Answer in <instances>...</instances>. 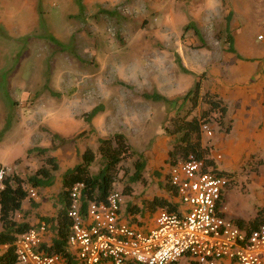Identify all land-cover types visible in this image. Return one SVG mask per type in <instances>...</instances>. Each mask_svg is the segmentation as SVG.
I'll list each match as a JSON object with an SVG mask.
<instances>
[{"label": "rangeland", "instance_id": "rangeland-1", "mask_svg": "<svg viewBox=\"0 0 264 264\" xmlns=\"http://www.w3.org/2000/svg\"><path fill=\"white\" fill-rule=\"evenodd\" d=\"M161 1L146 6L140 0H124L114 7L95 3L91 8L82 0H0L2 165L17 157L15 164H20L33 147L48 148L46 155L54 156L58 170L63 171L80 160L85 148L95 151L98 137L121 133L146 161L144 182L130 184V193H122L123 205L141 206L153 197L168 198L165 156L175 138L166 135L162 127L170 125L180 101L169 105L144 99L142 94L172 89L173 93L161 95L173 99L188 92L201 79L214 87L211 69L215 72L223 69L229 74L232 68L227 69L228 63L224 62L227 51L222 46L227 33L198 31V22L185 14L172 28L161 30L158 28L162 24L161 7L172 3ZM228 1L232 3L229 7ZM255 1L222 0L229 10H238L235 14L238 26L231 35L240 55L245 48L264 47V39H257L259 35L264 37V27L248 21L253 16L247 6ZM205 43L206 50L199 51ZM180 52L187 54L184 66L191 72L181 68ZM241 59L244 62L240 65L254 61L246 54ZM196 62L201 65L200 70L194 67ZM235 71L241 74L244 69L237 65ZM204 94L199 91L200 97ZM222 104L232 106L231 102ZM99 105L103 111L86 121L85 115ZM189 105L186 102L179 111L183 114L190 109ZM203 106L200 102L189 117L198 116ZM211 120L214 133L210 143L215 145L225 128L214 116ZM224 123H229L227 116ZM53 135L58 137L52 138ZM214 152H219L216 146ZM29 156L40 166V157L35 152ZM251 159L254 164L250 170L249 165L245 166L250 172L245 173L244 186L239 181L237 187L235 182L234 188L227 190L225 202L228 214L249 215L250 219L264 205V192L259 196L260 207L247 185L263 183L264 155L256 152ZM101 166L102 160L96 154L90 173L96 174ZM132 172V160L122 161L114 189L122 192L129 185ZM28 174L24 178L20 173L14 175L25 179ZM57 191L52 186L41 195L49 198Z\"/></svg>", "mask_w": 264, "mask_h": 264}, {"label": "built area", "instance_id": "built-area-1", "mask_svg": "<svg viewBox=\"0 0 264 264\" xmlns=\"http://www.w3.org/2000/svg\"><path fill=\"white\" fill-rule=\"evenodd\" d=\"M199 132L203 158L190 154L167 168V183L180 204L178 211L158 210L154 227L140 231L121 218V191L113 189L100 200H85L83 185L77 183L69 191L66 212L70 221L67 256L47 251L54 234L42 220L17 235L18 263L178 264L188 257L194 264H264V223L245 229L222 216L223 193L235 179L220 175L211 163L221 159L220 154L210 153L211 122L201 123ZM7 174L1 166L0 189ZM26 190L28 197L36 196L35 189L27 186Z\"/></svg>", "mask_w": 264, "mask_h": 264}, {"label": "crops", "instance_id": "crops-1", "mask_svg": "<svg viewBox=\"0 0 264 264\" xmlns=\"http://www.w3.org/2000/svg\"><path fill=\"white\" fill-rule=\"evenodd\" d=\"M85 5H89V7H93V4H105L108 7H114L115 5L123 2L124 0H82ZM146 6H152V4L161 3V0H140ZM172 3L167 4V6L161 7L160 13H162V24L158 26L161 30H168L172 28L176 22L182 20V16L185 14L193 21L198 22L199 30L205 32L212 31H221L224 32L227 36H229L232 40V46L234 52H229V39L225 38V45L222 47L226 49V55L224 58L227 60L224 61L228 63L227 69L232 68V71L223 72V69L215 70L211 69L212 76L215 79L213 82L214 87L208 86L205 84L204 79L199 81L200 83V94L210 93L216 95L222 102H231V107H226V115L229 118V130H224V134H221L220 140L218 142V138L216 139L215 145L210 143V149L212 154H220L221 159L213 160L211 163L213 166L222 172L226 173H235L234 179L237 183L236 186H239L240 182L242 183V187L244 186V182H246V165H249V170L253 167L251 156L258 152L261 155H264V47L259 50H254L252 48H245L240 55L239 52L236 51L235 39L232 37L231 33L232 29H235L238 26V22L236 20L235 14L238 11L236 8V12L234 10H229L224 6L222 0H171ZM229 5H232L231 1H228ZM95 4V5H96ZM253 19H249L248 21H253L259 27H264V0H256L255 3L249 4L247 6ZM234 9V8H233ZM247 9V10H248ZM186 22V20H185ZM228 24V26H227ZM229 27V28H228ZM234 27V28H231ZM157 28V27H156ZM155 29V28H154ZM200 33V32H199ZM197 36H200L198 34ZM264 39V37H263ZM262 39V40H263ZM205 45V46H204ZM204 47L199 48L198 50H206L207 43L203 44ZM249 56L250 58H254V61L249 62V65H240L244 61L241 57ZM179 59L181 68H183L186 72H191L189 69L184 66L185 58L187 54L179 53ZM223 58V57H221ZM210 63V61H207ZM253 64V65H252ZM237 65L242 69L243 72L241 74L236 73ZM196 62L197 70H200L202 67ZM222 68H224L222 66ZM233 74V75H232ZM229 77H232L229 80ZM199 79V78H198ZM176 87V86H175ZM164 88V87H162ZM206 88V90H205ZM169 92V93H168ZM161 94H171V91H165V93ZM181 95V94H179ZM177 96V95H176ZM98 115V114H97ZM225 120V119H224ZM232 134V135H231ZM236 134V136L234 135ZM175 141V140H174ZM211 142V141H210ZM219 149V152H214V147ZM223 152H222V147ZM171 148H168V151ZM167 151V152H168ZM167 152L165 159L167 157ZM19 159V157L14 158L8 165L0 166L5 167L8 172H13L14 174H21V177H25V173L29 172L28 176L33 174L34 171L38 168L37 160L35 158L27 157V154L23 161L16 165L15 162ZM221 165H220V164ZM73 167V166H72ZM70 167V168H72ZM146 167V166H145ZM244 167V168H243ZM27 168V170H26ZM69 169V168H67ZM67 169L60 171L57 170L54 172V184L53 187H57V194L61 190V177L64 171ZM26 170V171H25ZM25 171V172H24ZM32 171V172H31ZM59 171V172H58ZM245 171V172H244ZM10 174V173H9ZM18 176V175H17ZM144 177V176H143ZM252 177V174L249 175V179ZM240 181V182H239ZM263 183L247 184L250 189L254 192V197L257 198V205H259L260 194L264 192V180ZM55 185V186H54ZM51 186V187H52ZM235 186V187H236ZM49 188L36 189V196L31 198L32 201H29L28 197L21 204V209L15 213L14 219L18 223H27L28 225H36L40 221V217H52L55 213V207L53 206L54 196L42 197L41 193L47 192ZM59 187V188H58ZM234 187H230L227 190L233 189ZM225 190L222 197V216L228 220L235 222L242 228H252L250 223L252 220L259 214L258 209H256V216L252 219L246 217H237L227 213L226 208V196L228 191ZM167 196L166 199L168 202L176 205V210L180 209V204L177 199L171 195L170 187L168 185L167 188ZM253 194V193H252ZM45 202H47V205ZM32 203L36 204V207H32ZM133 205V204H132ZM132 205H123L121 206V218L126 221L132 227L140 230L147 231L148 229H152L154 227V219L156 216V211H144L141 206H136V212H129L128 207ZM255 206V204H254ZM260 207L262 205H259ZM264 205L260 208L262 209ZM51 209V211L49 210ZM254 209V207H253ZM136 209H134L135 211ZM253 213V212H252ZM261 217H263V211L260 212ZM3 231L2 225L0 223V233ZM54 235L49 237L50 245H52ZM6 249L5 245H0V254H2ZM225 264H229L228 261H224ZM178 264H194L188 257H183L179 260Z\"/></svg>", "mask_w": 264, "mask_h": 264}, {"label": "trees", "instance_id": "trees-1", "mask_svg": "<svg viewBox=\"0 0 264 264\" xmlns=\"http://www.w3.org/2000/svg\"><path fill=\"white\" fill-rule=\"evenodd\" d=\"M197 34V32H196ZM228 51L234 52L232 40L229 36ZM183 69V68H182ZM183 71H185L183 69ZM200 83L195 82L194 86L188 92L175 96L173 99L154 92L151 95L142 94V98H151L153 101L166 102L169 105L178 104V110L171 118L170 125L162 127L166 135L175 138L174 144L167 152L165 164L171 166L179 160L187 158L192 154L196 158L201 159L205 154L202 147L199 126L203 122H211V118H216L225 130H229V125L224 123L226 115V107L222 101L214 94L205 93L199 96ZM203 103L198 116H191L190 111L195 109L198 104ZM189 102L190 109L183 114L179 111L181 106ZM102 107L96 106L90 110L85 116V120L89 121L97 114L101 113ZM58 137L53 135L52 138ZM48 148L33 147L28 149V154L35 152L40 157V166L25 179H22L14 174H7L2 179L3 187L0 189V223L3 231L0 233V245H5V251L0 254V264H19L15 253V240L17 235L26 231L30 225L27 223H18L14 219V215L21 209V204L28 198L26 186L33 189L49 188L54 184V172L59 169L54 156L46 155ZM98 154L102 160V166L96 174L90 173V165L94 161L95 155ZM132 160L133 172L130 175L129 185L123 187L122 193L128 195L130 193V184L144 182L143 171L146 166V161L143 155L132 148L128 143L127 138L116 133L109 137H98L97 147L95 151L90 148H85L80 155V160L72 167L64 171L61 177V190L54 198L53 206L56 208L52 217H40V220L45 221L50 225L54 237L52 245L47 248L50 253H57L62 256H67L65 248L66 238L70 227V221L66 217L67 208L69 205V191L71 187L77 183L83 185V195L85 200H100L104 198L111 190L114 189L120 164L122 161ZM1 167V166H0ZM220 175L232 177L235 173L218 172ZM31 202L32 199L29 198ZM32 207L36 204L32 203ZM134 209H136L134 211ZM144 211L154 212L158 209L167 212L176 210V205L168 202L166 199L153 197L149 201H144L142 205ZM129 212H136L135 205L128 207ZM264 211V207L259 210V214L250 223L252 228H256L264 223V216L261 217L260 212Z\"/></svg>", "mask_w": 264, "mask_h": 264}]
</instances>
